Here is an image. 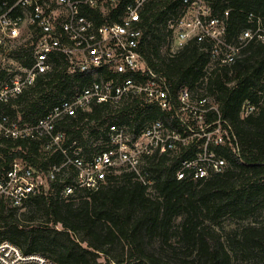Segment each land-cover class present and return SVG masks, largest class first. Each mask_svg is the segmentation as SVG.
Wrapping results in <instances>:
<instances>
[{"label": "built area", "instance_id": "1", "mask_svg": "<svg viewBox=\"0 0 264 264\" xmlns=\"http://www.w3.org/2000/svg\"><path fill=\"white\" fill-rule=\"evenodd\" d=\"M150 1H0V146L10 144L13 151L19 141L38 142L47 155L46 169L37 170L23 158L2 166L0 202L20 207L52 182L63 185L64 199H74L82 191H98L125 172L150 189L154 182L151 167L162 159L175 168L174 176L180 181L204 183L227 171L225 151L239 153V145L219 105L208 93L198 94L187 86L172 88L141 52L143 11ZM175 1L182 10L168 21L171 34L165 55L175 53L168 49L173 41L184 46L191 39H209L214 45L208 64L215 69L233 64L250 41L264 43L261 20L232 44L225 39L224 19L214 15L209 0ZM21 42L25 47L15 49ZM58 61L69 75L89 73L92 78L35 122L12 116L7 110L11 103L44 80ZM135 102L142 111L147 106L172 113L176 126L159 118L144 119L141 125L132 120L129 124L113 121L100 129L101 136L91 139L87 150L59 128L75 123L81 113L92 112L94 105L107 106L114 113L132 112ZM213 113L216 120H208ZM0 161L6 157L0 154ZM0 264L57 263L6 239L0 241Z\"/></svg>", "mask_w": 264, "mask_h": 264}, {"label": "trees", "instance_id": "2", "mask_svg": "<svg viewBox=\"0 0 264 264\" xmlns=\"http://www.w3.org/2000/svg\"><path fill=\"white\" fill-rule=\"evenodd\" d=\"M209 1L214 15L226 23L228 43L237 44L241 33L254 28L258 21L264 24V0ZM181 10L175 0H152L145 5L141 52L150 67L162 73L172 88H193L199 84L208 89L219 105L222 118L233 128L239 145V153L232 149L225 151L230 165L227 171L204 183L180 181L174 176L175 168L162 159L151 167L156 198L131 173L109 179L98 191H82L74 199H60L43 191L22 206L45 210L53 225L62 226L70 243L62 245L59 254L53 250L50 256L41 250H47L43 245L54 246V241L44 242L35 235V229L26 235L25 247L13 239L7 240L25 252L42 253L57 264H102L96 258L100 253L107 255V264H232V258L240 251L247 258L252 254L264 255V222L229 235L227 243L211 222L225 215L243 217L264 205V43L250 41L233 64L215 68L207 75L209 50L214 45L211 40L191 39L171 55L160 51L167 36L160 35L158 24L166 25ZM62 61H58L44 80L11 103L7 110L12 116L20 113L21 121L35 122L58 100L72 95L92 78L89 73L69 75ZM247 101L255 110L243 117L241 110ZM131 108L132 112L114 113L118 117L115 121L120 122L122 117L123 122L129 124L132 120L141 125L144 119L159 118L176 126L172 113L158 107L146 106L142 111L135 102ZM107 113H110L107 106L94 105L92 112L81 113L75 123L59 128L71 140L82 141L79 143L87 150L88 142L102 135L97 127ZM216 118L214 113L208 116L210 121ZM93 121L96 129L90 127ZM15 147L11 151L10 144L0 146V154L6 157L5 162L0 161V169L8 167L13 158H23L37 170L47 168L44 161L47 155L40 143L19 141ZM62 186L59 182L51 183V187L60 191ZM7 205L0 202V214ZM18 208L12 207L11 211ZM78 233L85 236L87 247L77 248L75 241H71ZM117 244L123 246L127 256L116 259L109 255ZM178 251H183L184 256Z\"/></svg>", "mask_w": 264, "mask_h": 264}, {"label": "rangeland", "instance_id": "3", "mask_svg": "<svg viewBox=\"0 0 264 264\" xmlns=\"http://www.w3.org/2000/svg\"><path fill=\"white\" fill-rule=\"evenodd\" d=\"M157 27L159 29L160 35L166 34L168 38V36L171 34L168 26V21L166 25H163V23L160 22ZM167 38H166V44H167ZM166 44L162 43V46L160 47V51L163 53H165L164 50L167 48ZM20 45L25 47V43L21 42V44L18 43L16 44L15 49H17L18 46ZM184 46H179L178 44H176V42L173 41V43H171L168 46V49L169 52L171 53L174 52L177 53L179 50L182 49L178 47H184ZM213 69H214L213 65L208 64L206 67L207 75H209ZM190 89L198 94L208 93V89L205 87V85L197 84L195 87ZM248 103H249L248 101L245 102V104L242 107L241 116L243 117L247 116L248 114H250L252 111L255 110V108H251ZM216 104L218 105L217 102ZM13 108L16 109L17 107L14 106ZM18 115L17 117L20 118L21 114L18 113ZM115 116L116 115H114L113 111L107 113L99 121L97 129L100 131V129L106 128L110 122L115 121L116 118L118 119V117L115 118ZM120 122L121 124L126 123L125 121L124 122L122 121V117ZM96 125L97 124L94 121L90 123V127H93V129L94 127L96 129ZM85 133L86 134L84 138L86 139L88 130ZM79 142L81 143L82 141L79 140ZM88 145H90V141L88 142ZM152 185H154V182ZM148 190L151 197L153 198L157 197V193L155 192L153 187ZM45 192L51 196L58 197L60 199L63 198L61 191L58 190L57 188L51 187V185L47 186V188L44 190V193ZM12 207L14 206L8 203L5 211L2 214H0V240L13 239V241L15 240L16 243L18 242L19 245L25 247L24 242L26 235L29 234V231L31 229H35L36 230L35 235L39 236L44 242L46 239L50 241H54L55 243L54 246L48 247L46 245H43V247H46L47 250L46 251L41 250L43 253L50 256L52 255L53 250L59 254L61 246L70 243V240L68 239V236L63 230L62 226L60 224L56 226L53 225V221L50 220L51 218L48 214L45 213V210L27 205V206H20V208L12 212L11 211ZM263 207L264 205L260 206L253 213L247 214L246 216L243 217H240L239 215L236 216L225 215L224 217L221 218H215L211 222L212 224H214V227L216 228L218 234H220L222 241H224V243H227V238L229 237V235H233L235 232L240 233L244 227L248 225H262L264 222ZM85 239L86 238L83 234L78 233L77 236H74V240L71 241L73 242L75 241L77 248L79 247L83 248V247H87V243ZM111 249L112 250L110 251L109 255L116 259L127 256V252L126 250L123 249V246L121 244L114 245ZM178 254L184 256L183 251H178ZM243 255L244 253L240 251L236 256H234V258H232V264H264L263 263L264 255L262 254L261 255L252 254L249 258ZM96 258L102 264H107V255L100 253L97 255Z\"/></svg>", "mask_w": 264, "mask_h": 264}]
</instances>
